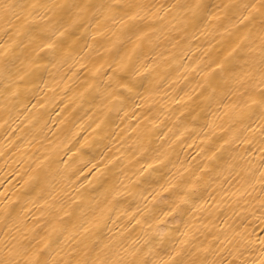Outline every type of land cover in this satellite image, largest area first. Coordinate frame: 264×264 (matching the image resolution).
I'll list each match as a JSON object with an SVG mask.
<instances>
[{"label":"snow or ice","instance_id":"6c2138e0","mask_svg":"<svg viewBox=\"0 0 264 264\" xmlns=\"http://www.w3.org/2000/svg\"><path fill=\"white\" fill-rule=\"evenodd\" d=\"M237 16L248 29L242 37ZM0 20L7 24L0 42L2 106L6 113L17 105L36 109L29 141L35 151L16 173L21 188L11 196L0 192V264H264V0H0ZM221 20L228 26L217 27L236 37L224 45L226 54L196 69L195 94L178 88L186 77L173 73L188 67L181 46L188 43L190 51L191 39ZM65 67L87 72L83 91L70 98L62 90L64 106L52 109L49 123L40 110L58 99ZM85 104L87 124L77 115ZM169 105L173 127L171 116L159 119ZM200 120L221 135L201 149L198 171L185 175L172 145ZM241 138L259 149L258 164L235 162L231 145ZM221 162L235 173L239 186L231 196L239 211L196 227L192 214L213 174H222ZM32 197L47 206L43 246L25 243L16 228L27 220ZM169 218L184 229L169 228ZM62 238L71 240L68 251ZM255 252L259 259H250Z\"/></svg>","mask_w":264,"mask_h":264},{"label":"bare ground","instance_id":"6f19581e","mask_svg":"<svg viewBox=\"0 0 264 264\" xmlns=\"http://www.w3.org/2000/svg\"><path fill=\"white\" fill-rule=\"evenodd\" d=\"M158 2H166V0H158ZM212 3L216 4H226V3H234V4H244L247 3L248 0H211ZM239 20V16L236 17V20L233 23H237ZM223 23L225 26H228V22L214 21L208 25V27L201 30L196 34L197 39H191L190 42V51L188 50L189 44L185 43L181 47L184 51H187V55L182 57L181 63L187 65V69H179L178 71L173 73V78L176 77H186V79L177 80V87L184 88L185 91L195 94V89L197 86V82L200 81L201 74L197 73V68H206L207 62L210 58H215L217 53L221 55L226 54L223 48L226 42L231 38L235 39V36L230 37L229 33H225L223 28H218L217 25ZM247 23V21H245ZM7 27L6 22L0 20V42L6 37L3 36V30ZM237 27L241 29L239 36L242 37L248 31L245 29L243 24L237 23ZM252 27V26H250ZM235 32V29L232 30ZM203 33V34H201ZM175 51V50H173ZM71 63V62H69ZM240 69H238L239 71ZM56 71L55 69L53 70ZM73 72L78 73V77L73 76ZM60 74L64 75V80L61 82L60 87L57 88V96L58 99L54 104H49L45 109H41L40 111L45 112V119H49V123H51V118H55V111H59L61 107L64 106L61 103V99H64L63 91L67 90L69 97L72 98L74 93L83 91L82 88L79 87L81 81L87 76V72L79 69L78 67H73L69 70L67 67L60 69ZM71 77V79H69ZM59 79V76H57ZM65 86L67 88L65 89ZM43 87V85H41ZM45 91H48L45 89ZM174 94V93H173ZM51 95V93H49ZM183 95V93H181ZM38 98H43V93H39ZM187 99V98H185ZM36 101L33 99L32 103ZM65 103L67 100L64 101ZM31 108V104L28 105ZM55 108V111L52 109ZM89 108V105L85 104L84 109H80L77 112V115L81 118L86 117L84 112ZM174 105H169L168 108H165L162 113H159V119L164 120L165 116H171V119L167 121L168 127H173L175 123V116L171 115V110H174ZM36 114V109H32L31 112H28L20 105H17L14 109L11 110L10 113H6L3 106L2 101H0V150L5 151L6 155L0 156V192H4L8 190L9 196L12 195V192L20 190L21 184L23 181L19 176L16 175L17 172L22 171L23 169H27L28 165L25 161L28 160V156L31 155L35 148L32 144H29V141L33 139L35 135V129L32 127V123L30 121L33 120L34 115ZM179 113H177L178 115ZM95 115V113H93ZM222 116L223 114L220 113ZM227 118H225L226 120ZM7 120V123L4 121ZM128 121L125 120L124 124ZM212 122V116H208V123ZM220 123L219 120L216 121ZM119 123V121H117ZM87 124V120H86ZM124 124L120 126L123 127ZM227 126V124H226ZM183 129H179L182 131ZM119 131V129H117ZM167 131V129H165ZM173 131H177L176 128H173ZM87 135V133H84ZM178 134V132H177ZM221 135L220 132L215 131V129H209L205 127V121L200 120L195 125V131L191 134H185L184 137H181L175 144L172 145L175 150V155L173 159L177 161V166L180 167L182 163V167L180 170L184 172L185 175H189L191 173L197 172V164L201 166L205 162V153L201 151V149L206 148L211 139H214L216 136ZM171 140H175L176 138L169 134ZM12 144L11 148H7L6 146ZM35 141H33V144ZM119 147V144H117ZM129 146L125 145L124 151ZM231 154L236 157V163L241 165H247L249 161L258 164L259 157L261 153L258 148L250 147L248 144L243 142V139L233 143L231 145ZM221 169H217V173H221L217 175L213 174V183L210 188L204 193V198L199 203L201 204V209H197L192 214L195 218V226L201 227L200 221L204 223L215 222L219 224L220 220L226 219L233 214V211L238 212L239 208H236L233 204V201L236 197L231 196V192H234L236 187L239 185L236 184V181L232 178L234 176V171L227 168L223 162H221ZM187 169V171H185ZM239 169L237 168L236 171ZM231 172V175H230ZM207 180V178H205ZM258 188V185H257ZM228 191L229 195L225 196L224 192ZM211 193V196L209 195ZM212 197H216L215 200ZM15 198L13 197V200ZM35 203H30L28 208L29 212H26L27 220L23 223H19L16 225V228L19 229V234L22 238H25V243H31L33 245L43 246L47 242V235L43 228V222L49 219L47 214V206L44 204L42 199H36ZM243 203V201H241ZM4 204L2 199H0V215H3ZM123 210V209H122ZM131 210V209H130ZM220 213H225V215H219ZM190 219L189 216H185L184 220ZM231 222V221H230ZM169 228H177L179 227L181 230L184 229V225L176 224L171 222L169 218ZM15 231V229H14ZM123 231V229H121ZM261 231L260 227H256V232L259 233ZM70 235V234H68ZM135 233H133V238H135ZM200 239H203L201 236ZM62 245H64V251H68V244H71V240L68 239L66 242L64 238H62ZM131 243V240L128 241ZM143 243V240L140 241ZM59 251V249H57ZM55 256L56 253L54 252ZM63 253H61V256ZM61 258L57 256V259ZM259 259V253H253V256L250 257Z\"/></svg>","mask_w":264,"mask_h":264}]
</instances>
